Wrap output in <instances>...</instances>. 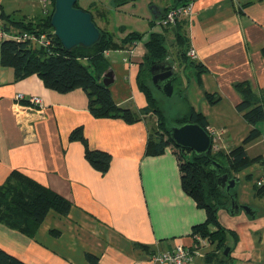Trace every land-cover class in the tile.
I'll use <instances>...</instances> for the list:
<instances>
[{"label": "crops", "instance_id": "crops-1", "mask_svg": "<svg viewBox=\"0 0 264 264\" xmlns=\"http://www.w3.org/2000/svg\"><path fill=\"white\" fill-rule=\"evenodd\" d=\"M96 2L89 10L115 42L129 33L141 35L137 42L104 54L112 73V100L133 115L132 123L94 118L82 90L59 94L36 75L16 81L13 70L0 65V185L17 171L71 203L66 216L49 211L32 237L0 224V249L25 264H90L86 254L99 264H167L154 262L153 255L177 245L193 246V228L206 220V212L182 189L169 148L158 155L146 153L148 137L158 127V117L139 88V65L151 33L165 37L166 60L176 75L173 95L184 103L183 113L192 109L204 116L208 128L222 131L225 151L242 146L249 159L264 157V120L258 124L259 137L244 143L252 126L236 110L241 96L235 87L247 83L256 94L264 91V0H194L190 22L176 24L186 50L195 51L190 63L180 55L175 28L155 25L175 0L155 1L131 25L112 27L109 9L102 13ZM1 12L15 13L0 4ZM16 94L39 97L42 109L16 104ZM75 128L82 129L90 150L111 156L106 173L92 168L82 143L70 139ZM262 173L252 165L235 175L238 203L264 199L253 188ZM254 212L253 219L230 229L237 240L229 247L227 264H264V222L257 223L258 210ZM212 248L206 246L191 264H207L203 256Z\"/></svg>", "mask_w": 264, "mask_h": 264}, {"label": "trees", "instance_id": "trees-1", "mask_svg": "<svg viewBox=\"0 0 264 264\" xmlns=\"http://www.w3.org/2000/svg\"><path fill=\"white\" fill-rule=\"evenodd\" d=\"M50 1L53 8L54 0ZM132 1L135 0H112L111 2L114 6H121ZM188 1L175 0L172 7L186 4ZM75 6L78 7L77 2ZM52 8L47 14L33 19L23 16L15 19L13 14L0 13V23L3 22L1 26L6 33L45 34L50 41L46 47H37L29 41L0 40V65L11 68L16 81L36 75L45 88L59 94H65L76 89L82 90L87 97L88 111L94 118H117L126 123L135 121L128 110L115 105L108 86H104L101 80L106 73L110 72L108 61L104 55L105 52L121 48L128 43H135L141 35L129 33L117 43L113 34L100 29L91 15L101 33L98 42L87 48L77 46L66 50L53 35L50 25ZM167 11L168 9L165 13ZM87 12L90 13V10ZM176 24L174 26L176 45L181 46L180 55L182 59L189 62L186 59L187 50L184 46V40L178 32ZM164 42L163 34L151 33L144 43L146 53L142 64L139 65V88L146 96L149 105L153 103V99L149 89L144 82L142 83L141 79L149 78L150 80V67L166 60L167 51ZM196 67L201 71L203 70L199 65ZM235 87L241 96V101L236 106V110L242 113L244 120L252 126L248 136L244 139V143H247L260 135L258 124L264 120V91L261 94H256L247 83H238ZM145 110L149 111V108H145ZM154 111L158 117V127L157 131L148 137L146 153L158 155L164 149L169 148L175 155L182 189L195 200L197 207L206 212V220L193 228L194 249H199L198 242L194 238L198 236L206 242L207 247L215 245L212 248V253L203 256L207 264H227L231 259L230 252L232 249L230 248L227 256H224V249L228 247L226 233L231 235L234 242H236L237 236L233 230L224 228L219 221V212H227L228 210L229 197L218 188L216 178L224 172L235 178L239 171L257 165L263 170L262 180H264V157L249 159L242 146L231 148L228 151H209L206 156H194L191 152L175 146L169 139L167 130L171 125L187 122L197 123L206 129L207 122L204 116L189 109L184 117L177 119L170 125L160 110L154 109ZM70 139L82 143L84 158L92 168L102 174L108 171L111 156L106 152L90 150L81 128L72 130ZM212 161L222 165L224 167L222 171L218 170ZM250 178V175L246 176V179ZM262 180H257L253 186L257 196L260 197L264 195V182L259 186L257 182ZM235 190L231 193L236 198ZM70 208L71 203L67 199L17 171H12L4 183L0 185V224L29 237L33 236L49 211L66 216ZM219 252L222 254V258L219 257ZM85 257L90 264H99L96 257L89 254H86ZM0 264L25 263L0 249Z\"/></svg>", "mask_w": 264, "mask_h": 264}, {"label": "water", "instance_id": "water-1", "mask_svg": "<svg viewBox=\"0 0 264 264\" xmlns=\"http://www.w3.org/2000/svg\"><path fill=\"white\" fill-rule=\"evenodd\" d=\"M77 0H54L50 16V25L53 35L61 46L70 50L77 46L90 47L100 39V30L96 27L89 12L75 6ZM150 80L155 88L166 98L173 94V84L176 80L174 68L169 60L153 64L150 69ZM102 84L109 86L112 83V73H106L102 78ZM167 134L171 142L178 148L191 152L194 156H206L211 147V137L202 126L197 123H183L171 125ZM212 164L220 171L222 165L212 161ZM216 184L221 191L229 197L227 213L230 216L241 211L253 219L255 212L246 205L238 203L231 191L238 184L236 178L230 177L227 172L220 173L216 178ZM229 247L224 249V256L229 253Z\"/></svg>", "mask_w": 264, "mask_h": 264}, {"label": "rangeland", "instance_id": "rangeland-1", "mask_svg": "<svg viewBox=\"0 0 264 264\" xmlns=\"http://www.w3.org/2000/svg\"><path fill=\"white\" fill-rule=\"evenodd\" d=\"M92 1H97L98 10H105L106 8L109 9V12L111 14L110 25L112 26H118V25H131L134 18L142 17L146 12L148 13L151 11L152 3L155 1H163V0H137V2L133 4H124L121 6H114L112 0H107L106 2H103V0H77V6L85 11H89V4ZM101 2V3H98ZM109 2V4H108ZM51 3V2H50ZM0 4H2L7 11L15 12L14 16L15 19L21 17L22 14L31 13L33 17H41L43 15V4L41 0H1ZM52 5L49 6V9L51 10ZM90 12L94 15V22L96 25L100 27V18H96L93 11L90 10ZM103 13V11H102ZM156 25V22H155ZM172 28V27H171ZM102 29V28H101ZM169 29V28H165ZM190 61V59H187ZM142 83L147 86L149 89V93L151 98L153 99V103L150 104V107L152 109L160 110L163 117L168 120L170 125L172 122H175L177 119L182 118L185 116L186 113L184 110V103L181 101V99L176 95L172 94L170 98H166L162 94H160L154 86L151 84L149 78L141 79ZM174 92V91H173ZM258 168L257 165H254ZM241 183V182H240ZM242 187V184H241ZM242 205H246L249 208H251L253 211L258 210L257 215V223L264 222V199L262 200H251L250 199H244L241 200ZM263 214V215H262ZM262 215V216H261ZM261 216V217H260ZM219 221L221 225L226 229H233L235 231V227L237 223H240L241 221L248 222V217L241 211L239 214L230 216L228 213H225L224 211L219 212L218 214ZM226 241L228 243V247L233 245L234 240L231 238V235L227 232L226 233ZM215 245H213V248ZM235 253V252H234ZM219 257L222 258V254L219 252Z\"/></svg>", "mask_w": 264, "mask_h": 264}, {"label": "built area", "instance_id": "built-area-1", "mask_svg": "<svg viewBox=\"0 0 264 264\" xmlns=\"http://www.w3.org/2000/svg\"><path fill=\"white\" fill-rule=\"evenodd\" d=\"M43 4V13L47 14L51 5L50 0H41ZM194 0H189L186 4H180L174 7H171L159 20L156 21V25L160 28H171L180 20H187L190 22L192 15V7ZM11 39L16 42L20 41H29L37 47H46L50 44L49 39L45 34L34 35L32 33L23 32L20 34H8L3 31L0 23V40ZM189 59L195 58V51L192 48H189L186 53ZM16 104L20 106L27 107L31 110L40 111L43 107L42 100L36 96L16 94L15 96ZM206 131L211 137V152H218L224 150L223 146V137L224 134L222 131L210 129L206 127ZM262 181L257 182V185H261ZM198 242L199 249H194V246L183 247L177 245L173 250H166L164 252L156 253L153 255L154 262L157 263H167V264H191L196 258L202 257V249L206 247V242L200 239L198 236L194 237Z\"/></svg>", "mask_w": 264, "mask_h": 264}]
</instances>
